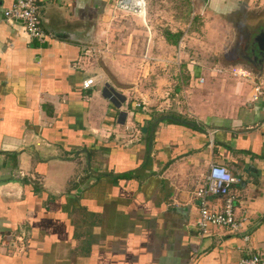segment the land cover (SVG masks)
<instances>
[{
	"label": "crops",
	"instance_id": "1",
	"mask_svg": "<svg viewBox=\"0 0 264 264\" xmlns=\"http://www.w3.org/2000/svg\"><path fill=\"white\" fill-rule=\"evenodd\" d=\"M11 2L0 0V264H237L264 255V97L250 100L262 75L240 63L196 68L193 88L168 113L156 94L146 105L150 99L137 87L123 91L116 109L92 85L81 87L94 65L101 77L119 81L124 74L127 61L115 40L101 42L113 27L112 0H36L41 42L30 40L20 22L4 20ZM145 3L140 22L148 47L151 30L180 32L175 44L163 31L156 37L173 47L181 38L194 44L200 29L201 47L216 56L238 11L251 15L240 21L241 43L259 32L247 38V26L262 24L264 32V0H204L199 26L190 0ZM61 32L71 38H58ZM86 41L110 52V61L80 57ZM148 47L141 61L144 52L158 58ZM119 111L126 112L123 123ZM209 163L238 179L228 192L236 231L211 226L200 235L195 226L193 191L205 184ZM66 165L75 168L73 178ZM205 202L220 209L222 198Z\"/></svg>",
	"mask_w": 264,
	"mask_h": 264
},
{
	"label": "rangeland",
	"instance_id": "2",
	"mask_svg": "<svg viewBox=\"0 0 264 264\" xmlns=\"http://www.w3.org/2000/svg\"><path fill=\"white\" fill-rule=\"evenodd\" d=\"M191 1V9L195 10V15L193 16V24L194 26H199V23L201 22V15L197 14L198 8L202 4L204 0H190ZM147 2V0H145ZM113 4L112 9L114 10V13L112 14L111 20L113 23V27L108 30L106 36L109 38L107 41H101L105 46L109 43L110 46L114 45L112 44L115 40V51L117 50L118 54L120 56V60L122 62L127 61L125 68H123V76L121 79H115L113 76H109L107 78L104 74L103 77H101V72H99L98 68L94 65L91 68L90 74H93L95 76L94 84L92 85V89L98 90L99 93H101V89L103 87L104 81L103 78H105V82H107L113 89L116 90L119 94H124L122 96L125 97V93L134 94L140 91L141 94H145L150 101L146 102L145 104H151V99L155 96L157 98L155 100L156 103L164 102V108L166 109L167 113L169 111L170 103L176 102V100L183 102L182 92L183 90L193 88L191 82L190 85V74L194 73V70L197 68L198 71H207V69L223 65L224 62L227 64H233V63H240L244 68L247 70L249 68V64L244 63L242 60H239L236 57V52L239 49L240 43L242 41L241 34L243 33V24L240 21H244L247 19H250L251 15L249 13H243L240 14L242 11H238L231 16H229V20L233 24V30L230 31L231 38H229V42L227 45L223 46L221 53H219L216 56L208 55V53L204 52L202 44L199 43V36L201 35L200 29H196L195 31L198 32L199 36L193 35L194 44L188 43L186 41H189L187 38L180 39L179 42L171 47L166 46L162 42H158V34L163 31V28H159L157 30H151L153 32L151 45L146 46L145 44L147 30L144 28L143 24H141L140 20L142 21V17L140 15H137L132 10L123 9L118 6H116V0H112L111 2ZM146 4V3H145ZM146 8V5H145ZM162 9V8H161ZM145 11V10H144ZM243 17V18H240ZM175 29H177L176 26H174ZM249 27V26H247ZM254 33H257L262 29V24H256L254 27H250ZM155 31V32H154ZM219 36H221V33L224 32V29H218L217 30ZM145 34V35H144ZM46 36V34H45ZM102 40V39H100ZM153 41V42H152ZM181 42V44H180ZM94 46L99 48L98 44L94 43ZM182 47L181 50H178L179 47ZM149 48V53L158 56L152 57L150 56L146 59H142L141 61V51L145 50V48ZM85 48V46H84ZM105 48V47H104ZM103 51V50H100ZM106 50H104L105 52ZM178 51H181L182 55L181 57L175 56L174 53ZM101 52L100 55L102 56V59L110 61V52L106 51V53ZM104 53V54H103ZM115 53V52H114ZM145 52L143 53V55ZM142 55V56H143ZM86 58L85 50L82 49L81 56L80 57ZM90 56V60L94 59V53L88 55ZM98 56V55H96ZM95 56V57H96ZM204 57V59H202ZM210 57V58H209ZM214 58V59H212ZM190 59V60H189ZM192 59V60H191ZM218 59V61H217ZM82 58H79V62H81ZM87 60V59H85ZM220 60V61H219ZM101 63V60H99ZM230 62V63H229ZM117 66H121L120 64ZM263 74H264V66H262ZM260 69V67L258 68ZM246 70V71H247ZM109 73V72H107ZM99 74V75H97ZM132 87H137L138 91L134 92ZM119 90H118V89ZM178 92L180 96L177 98L173 96V92ZM133 92V93H131ZM141 96V95H140ZM86 97V96H85ZM175 97L174 101L172 99ZM140 100H145L143 98L145 97H139ZM220 106H223L220 103ZM133 109V108H131ZM14 169L11 170V173H15L16 165L12 166ZM65 176L69 175V177L74 176L75 174V168H72L71 166L66 165ZM61 173V171H58ZM28 175V173H27ZM19 174L16 175L18 177ZM31 179H34L31 178ZM11 201V199H8Z\"/></svg>",
	"mask_w": 264,
	"mask_h": 264
},
{
	"label": "built area",
	"instance_id": "3",
	"mask_svg": "<svg viewBox=\"0 0 264 264\" xmlns=\"http://www.w3.org/2000/svg\"><path fill=\"white\" fill-rule=\"evenodd\" d=\"M116 0V6L132 10L137 15L144 14L145 0ZM6 22H20L23 25V33L34 41L41 42L45 38V32L40 25L38 16V5L36 0H12L11 4L2 11ZM85 53L90 55H99L101 53L98 47L86 45ZM143 58H148L145 54ZM262 75V76H261ZM258 80L252 83L251 102H256L264 97V74H261ZM100 76V75H99ZM95 76L84 78L81 81L82 88H88L94 84ZM202 78H199L201 82ZM138 106V104H135ZM19 175H22L19 172ZM228 169L218 163H209L205 176V184L198 186L193 191V196L198 199V216L195 220V226L200 235H207L211 226H222L231 231H236L239 222L234 217L233 197L229 195V187L237 182ZM214 196L222 198L221 208L215 209L206 205L205 198ZM237 264H264V255H251L238 260Z\"/></svg>",
	"mask_w": 264,
	"mask_h": 264
},
{
	"label": "water",
	"instance_id": "4",
	"mask_svg": "<svg viewBox=\"0 0 264 264\" xmlns=\"http://www.w3.org/2000/svg\"><path fill=\"white\" fill-rule=\"evenodd\" d=\"M255 35V34H254ZM58 38H62V39H67V38H71L70 34H68L67 32H61V34H57L56 35ZM253 40L257 41V43H254V47L258 48V54L256 56H254L253 59L258 60V62L260 63V66H263V62H264V32L259 31L253 38ZM87 45H91L93 44V42H89L86 41ZM251 49V51H252ZM255 49H253L254 51ZM258 63V64H259ZM262 72V70H260ZM259 71V72H260ZM262 73H258L257 76L261 75ZM101 95L107 99L111 104L114 105V107H116V109H119L121 103L124 101V96H122L121 94H119L118 92H116L115 89H113L107 82H105L103 84V87L101 89ZM122 117V122L124 121V118L126 116V112H122L119 111L118 112V118ZM162 118H171L170 116H163ZM141 131H144L143 128L141 129Z\"/></svg>",
	"mask_w": 264,
	"mask_h": 264
},
{
	"label": "flooded vegetation",
	"instance_id": "5",
	"mask_svg": "<svg viewBox=\"0 0 264 264\" xmlns=\"http://www.w3.org/2000/svg\"><path fill=\"white\" fill-rule=\"evenodd\" d=\"M250 27H247V30L245 32V36L247 35V38L250 37V34L254 31L250 30ZM244 31V29H243ZM253 37L249 38L247 41L243 40V42L240 44L239 49L236 52V57L241 59L244 63L249 64V67L252 68L253 70H255V72L258 73H262L263 74V68L262 66H260V63L258 62V60L253 59L254 56H256L258 54V48L255 47L253 49H255L253 51L252 47H254V43H257V41L252 40ZM252 49V51H251ZM259 63V64H258ZM263 66H264V62H263ZM260 67V69H258ZM262 70V72L260 71ZM260 71V72H259Z\"/></svg>",
	"mask_w": 264,
	"mask_h": 264
},
{
	"label": "trees",
	"instance_id": "6",
	"mask_svg": "<svg viewBox=\"0 0 264 264\" xmlns=\"http://www.w3.org/2000/svg\"><path fill=\"white\" fill-rule=\"evenodd\" d=\"M180 34V32L170 33L167 30H163V37L170 44H175Z\"/></svg>",
	"mask_w": 264,
	"mask_h": 264
},
{
	"label": "bare ground",
	"instance_id": "7",
	"mask_svg": "<svg viewBox=\"0 0 264 264\" xmlns=\"http://www.w3.org/2000/svg\"><path fill=\"white\" fill-rule=\"evenodd\" d=\"M137 0L134 1V4L136 3Z\"/></svg>",
	"mask_w": 264,
	"mask_h": 264
}]
</instances>
